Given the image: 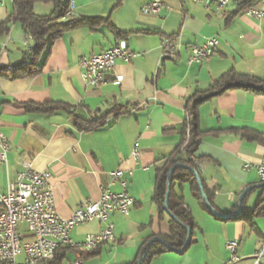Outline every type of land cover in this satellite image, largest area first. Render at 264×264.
Returning <instances> with one entry per match:
<instances>
[{
	"label": "crops",
	"instance_id": "crops-1",
	"mask_svg": "<svg viewBox=\"0 0 264 264\" xmlns=\"http://www.w3.org/2000/svg\"><path fill=\"white\" fill-rule=\"evenodd\" d=\"M118 1L72 0L71 19L106 18L111 14L112 23L121 32L131 33L128 40L117 41L106 27L71 31L43 53L41 74L14 79L13 70L8 68L20 64L34 42L28 48L24 46L28 34L13 20V0L4 4L0 0V24L11 19L9 32L0 36V68L4 69L0 79V131L10 138L12 146L8 164L0 165V192H5L9 181H14L29 163L33 169L51 174L56 211L69 219L80 203L98 200L103 188L115 193L123 190L119 183L111 186V172L133 171V176L126 178L134 206L129 215L110 218L115 239L91 252L71 249L63 264H131L147 241L168 235L169 219L160 220L152 198L156 170L182 142L187 99L196 91L207 90L233 69L264 78V20L241 13L228 21L239 0H230L218 12L215 0H210L209 9L183 0L172 3L174 10L159 16L142 13L152 0H124L113 11ZM38 6L34 7L36 14ZM45 11L52 13V5ZM179 33L183 41L180 54L176 58L162 57L160 38ZM210 37L219 41L214 55L202 65H189L190 47ZM115 46L144 53V57L128 64L118 60L107 74L108 82L99 88L86 86L80 76V59ZM118 76L123 77L121 83L115 81ZM48 102L68 104L73 114L30 113L25 109V104ZM124 107L130 113L116 119L115 111ZM105 114L111 116L100 129L80 131L76 126V118L90 121ZM200 130L201 143L195 154L202 163L198 173L214 194L213 208L226 216L221 217L225 220L204 210L189 184L177 187L196 224L194 243L183 253L162 254L151 264H230L226 249L230 240L240 242V260L233 264H257L260 252L263 254L258 264H264V183L255 170L244 169L246 163L264 158V95L232 90L210 100L200 107ZM238 131L259 134L263 141L248 140ZM136 142L142 153L138 163L132 157ZM179 158L186 160V155ZM247 190L238 213L239 200ZM243 212L254 214L247 220L236 219ZM104 227L94 221L74 228L70 236L81 243ZM19 231L28 236L26 226H20Z\"/></svg>",
	"mask_w": 264,
	"mask_h": 264
},
{
	"label": "built area",
	"instance_id": "built-area-1",
	"mask_svg": "<svg viewBox=\"0 0 264 264\" xmlns=\"http://www.w3.org/2000/svg\"><path fill=\"white\" fill-rule=\"evenodd\" d=\"M5 0H2L4 4ZM183 0H152L142 9L148 16H159L164 11H170V3H181ZM194 4L206 9L211 6L210 0H192ZM230 0H215L217 12L226 8ZM244 14L258 21L264 20V0L252 5ZM73 17V8H70L68 18ZM184 17V15H183ZM33 41L27 35L24 46L28 48ZM219 45L216 37H210L202 44L190 47L188 64L202 65L210 59ZM162 57L176 58L183 48L182 34L162 36L160 38ZM144 57V53L123 50L117 46L111 47L98 54L84 56L80 59L79 69L83 83L91 88H99L106 82L107 74L115 68L116 62L121 60L130 63L133 59ZM9 70V68H8ZM122 76L116 77V83H121ZM10 138L0 131V165L8 164L11 151ZM141 146L136 142L132 157L136 163L141 158ZM189 160L197 171L201 169V161L195 157ZM246 171L255 170L264 183V158L258 163H246ZM133 171L116 170L110 173L111 186L119 183L122 191L115 193L109 188H103L98 200L87 199L78 205L73 216L69 219L58 215L54 202L51 174L47 171H37L32 165L25 163L24 170L16 175L14 181H9L5 192H0V264H44L55 258L56 252L64 247L83 249L91 252L101 245L115 239V225L110 221L111 216L120 214L127 216L134 206V199L127 192L128 180ZM94 221L105 225L99 234L87 235L85 240L77 243L71 239V232L78 226H83ZM26 226L28 236L19 231L20 226ZM240 242L230 240L226 249L230 254L229 263L240 260L237 255ZM264 247V246H263ZM262 252L257 255L256 263L262 257ZM23 257V261L19 258ZM76 264H82L77 262Z\"/></svg>",
	"mask_w": 264,
	"mask_h": 264
},
{
	"label": "trees",
	"instance_id": "trees-1",
	"mask_svg": "<svg viewBox=\"0 0 264 264\" xmlns=\"http://www.w3.org/2000/svg\"><path fill=\"white\" fill-rule=\"evenodd\" d=\"M123 2L124 0H119L113 8V11L120 8L123 5ZM37 3L52 5V13L49 16L37 15L34 11V7ZM255 3H258L257 0H239L237 9L229 16L228 21L232 20L237 15L244 13L247 8ZM71 6L72 0H13V20L22 25L26 34L33 37L34 42V47L28 49L24 53L23 61L13 69L14 79L31 78L41 74L43 71V65L40 64V60L43 53L48 47L71 31L84 27H88L92 30L106 27L110 30L117 41L129 39L131 33L121 32L112 23L111 14L106 18L77 17L64 20V17L70 10ZM10 23L11 19L0 24V36L9 32ZM49 53L50 52H48V55ZM3 72L4 69L0 68V79L4 77ZM232 90H242L254 95H264V78L242 74L233 69L215 80L207 90L196 91L187 99L185 106L187 120L185 129L182 133V142L175 154L165 159L164 165L156 170L152 198V201L158 207L160 220L164 221L165 219H169V234L154 237L147 241L140 250L138 259L131 264H138L147 249H149V251L143 264H151L154 258L168 252H173V250L183 253L194 243L196 224L191 211L185 203L184 197L176 192L177 187L182 188L184 184H189L194 197L199 201L201 207L208 213L214 215L207 208V205L203 200L196 175L190 168H188H193V164L189 158L195 157L197 149L201 143L202 131L200 130V107L210 100ZM25 109L30 113L53 114L58 111H64L73 114L72 106L60 102H48L43 105L25 104ZM128 113H130L128 108H121L115 111V118L118 119ZM110 116L111 114H105L90 121L76 118V126L80 131H94L106 126ZM238 133L248 140L263 141L259 134L250 131H238ZM182 154L186 155V160L179 158ZM177 164H182L186 167H179L175 170L173 175H170L171 169ZM170 181L171 187L168 207L171 213L176 217V220L171 219L165 210L166 195L169 190ZM202 183L208 202L214 207V194L206 188L203 181ZM253 214L254 213L243 212L242 215L237 216L236 219L242 218L247 220L250 216H253ZM215 217L220 220H225L221 217ZM188 230L192 233L191 240L188 247L183 250L188 238ZM153 240L154 243L149 246V243ZM71 249L74 248L64 247L59 249L56 252L55 258L44 264H63Z\"/></svg>",
	"mask_w": 264,
	"mask_h": 264
},
{
	"label": "water",
	"instance_id": "water-1",
	"mask_svg": "<svg viewBox=\"0 0 264 264\" xmlns=\"http://www.w3.org/2000/svg\"><path fill=\"white\" fill-rule=\"evenodd\" d=\"M179 167H186V166H184V165H182V164H177V165H175V166L171 169V171H170V175H173V173L175 172V170H176L177 168H179ZM188 168H190V169L194 172V174L196 175V177H197L198 185H199V188H200V191H201V194H202L203 200L205 201V203H206V205H207V208H208L212 213H214L215 215H217V216H219V217H223V218H225L226 216H223V215L219 214V213H218V212L212 207V205L208 202V198H207V196H206V193H205V190H204V186H203V183H202V180H201V178H200V175H199L198 171H197L195 168H192V167H188ZM170 187H171V181L169 182V190H168L167 195H166L165 210H166L168 216H169L171 219L176 220V217L171 213V211L169 210V207H168V201H169V195H170ZM248 190H250V189H248ZM248 190L245 191V192L243 193V195L241 196V198H240V200H239V204H238V207H239V209H238V213H240L241 210H242L241 203H242V200H243L244 196H245L246 193L248 192ZM191 235H192L191 231L188 230V238H187V241H186V243H185V245H184L183 250H185V249L188 247L189 242H190V240H191ZM153 243H154V240L151 241V242L149 243V246H151ZM148 251H149V249L146 250V252H145L143 258L139 261L138 264H143L144 260L146 259L147 254H148ZM173 252H176V251L173 250Z\"/></svg>",
	"mask_w": 264,
	"mask_h": 264
},
{
	"label": "rangeland",
	"instance_id": "rangeland-1",
	"mask_svg": "<svg viewBox=\"0 0 264 264\" xmlns=\"http://www.w3.org/2000/svg\"><path fill=\"white\" fill-rule=\"evenodd\" d=\"M38 5H39L38 8H36L37 14H39V15H44V14L49 15V14H51V11L49 13H46L47 11H45V9H47V7H51V5L43 4V3H38ZM170 7H171L172 10H174V7H173L172 3H170Z\"/></svg>",
	"mask_w": 264,
	"mask_h": 264
},
{
	"label": "bare ground",
	"instance_id": "bare-ground-1",
	"mask_svg": "<svg viewBox=\"0 0 264 264\" xmlns=\"http://www.w3.org/2000/svg\"><path fill=\"white\" fill-rule=\"evenodd\" d=\"M69 14H70V10L67 12V14H66V16L64 17V19H66V18H68V16H69ZM9 70H13V68H9Z\"/></svg>",
	"mask_w": 264,
	"mask_h": 264
}]
</instances>
